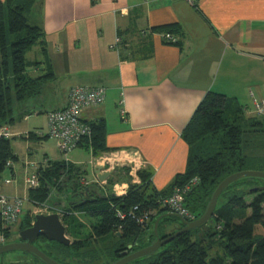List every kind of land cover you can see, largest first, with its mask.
Returning <instances> with one entry per match:
<instances>
[{
    "label": "crops",
    "instance_id": "crops-1",
    "mask_svg": "<svg viewBox=\"0 0 264 264\" xmlns=\"http://www.w3.org/2000/svg\"><path fill=\"white\" fill-rule=\"evenodd\" d=\"M192 1L36 0L26 17L44 34L46 58L40 65L53 76L38 96L14 105L15 115L24 116L6 127L18 157L11 175L28 163L62 161L45 153L34 161L45 141L21 137L28 132L46 135V114L64 108L67 92L75 86L106 89L104 102L81 116L86 123L104 120L108 153L128 157L120 158L116 168L80 148L88 159L69 162L85 167L92 176H85L88 184L96 182L95 163L111 171L107 180L120 181L112 187L116 193L120 189L117 195L127 191L120 170L129 168L126 161L134 154L152 172L157 190L184 171L188 146L181 133L207 92L234 99L252 114L253 103L264 100V0ZM168 24L181 27V46L164 42ZM33 48L27 61L40 63L41 46ZM40 65L29 68L28 75H43ZM40 115L46 122L35 123ZM130 181L139 183L136 173Z\"/></svg>",
    "mask_w": 264,
    "mask_h": 264
},
{
    "label": "trees",
    "instance_id": "trees-1",
    "mask_svg": "<svg viewBox=\"0 0 264 264\" xmlns=\"http://www.w3.org/2000/svg\"><path fill=\"white\" fill-rule=\"evenodd\" d=\"M35 2L0 0V131L23 118L22 113L18 117L14 116V105L38 96L42 84L53 76L49 68L43 69L46 72L37 77L27 73V67L45 64L26 61L25 54L32 47L40 45L42 56L46 58L44 34L41 28L29 24L26 17V12ZM163 28L164 42L181 46V40H178V37L183 36L181 27L168 24ZM166 35L171 39H166ZM88 124L91 133L80 141L78 148L90 151L93 157L108 152L104 120ZM248 133H264V120L244 118L243 108L234 99L209 91L181 133L182 140L188 146L185 169L175 175L165 189L157 190L153 186L152 172L148 169L137 171L139 183H131L129 168L122 167L120 172L125 174L128 188L125 194L116 195L112 187L120 182L117 179L116 182L107 180L104 187L96 182L84 186L81 180L85 179L87 171L83 165L67 160H48L45 164H37L38 186L29 189V199L33 204L40 205L49 201L53 191L56 195L70 191L69 201L65 205L60 202L53 204H57V208L63 212V225L71 244L66 247L53 243L54 249L64 259L83 263L86 258L95 257L91 252H82L89 245L88 242L112 234L117 241L111 249H107V254L113 258L108 264H113L122 257L121 254L133 253L155 241L153 226L158 217H162L157 227L160 239L181 229L183 224L180 220L191 222L162 205V201L175 189L189 186L187 194H184V208L193 217L192 221L201 217L217 185L226 177L243 171L253 159L248 150L251 141L243 138ZM37 135L28 132L21 138L35 139L37 142L51 139L47 133L40 137ZM12 139L0 135V179L6 170H11L7 163L18 160L12 149ZM215 144L219 146L217 150L213 149ZM193 180L196 182L191 183ZM256 187L259 188L257 192H249ZM251 195L254 197L247 203L245 198ZM84 196L89 197L88 201L79 203V199ZM263 205L264 181H238L219 196L214 215L209 221L215 222V231L206 235L208 240H194L192 234L197 228L179 235L153 254L127 264H264ZM81 214H87L94 220L90 223L88 234L83 232L86 225L76 217ZM145 215L148 220L140 223L139 219ZM31 221L32 216L25 225ZM163 224H173L175 227L159 234L158 230ZM0 233L4 236L10 234L8 228L3 229L1 218ZM215 236L221 253L210 256Z\"/></svg>",
    "mask_w": 264,
    "mask_h": 264
},
{
    "label": "rangeland",
    "instance_id": "rangeland-1",
    "mask_svg": "<svg viewBox=\"0 0 264 264\" xmlns=\"http://www.w3.org/2000/svg\"><path fill=\"white\" fill-rule=\"evenodd\" d=\"M30 22V21H29ZM30 24V23H29ZM33 48V47H32ZM31 48V49H32ZM35 49V48H33ZM34 51V50H33ZM28 54H25V57ZM30 60V58H29ZM27 61V58H26ZM40 63L44 62V58L43 56L40 55L39 59L37 60ZM40 65V64H39ZM41 68H43V65H40ZM32 68L27 67V69ZM44 69V68H43ZM40 72V70H39ZM43 74L45 73V71H41ZM68 93V92H67ZM253 111V108H252ZM251 111L252 114H249L248 111L246 112V110H244V118H254V120H256V117L253 112ZM14 116L18 117V115H15L14 112ZM259 119V118H258ZM35 121V123H44L45 117L42 115L38 116L37 120H33ZM244 124V123H242ZM250 129V128H249ZM5 130L8 132V130L5 127ZM243 138H247L250 139L251 143H250V147L248 148L249 150V154L251 155V157L253 159H250L249 163L245 166V169L243 171H257V172H262L264 173V133L262 134H246L243 136ZM211 143L213 142V140H210ZM45 143V144H44ZM41 146V148H39L38 150V154L34 156V161H37L38 158L41 157L42 154H47L51 159H58V160H67V161H82L84 162L85 160L88 159L89 155L86 152H83L82 150H80V148H75L74 150H72L73 152H69L67 154L62 153L56 145L55 140L53 139H48L44 142ZM207 144V142H206ZM205 144V145H206ZM12 147L15 148L14 145V141L12 142ZM205 147V146H204ZM203 147V149H204ZM219 146H217V144L214 145L213 149L217 150ZM210 148V147H209ZM211 150V148L209 149ZM124 156H127V154L119 152V154H115L114 156H112V153H108V152H103L101 154H99L98 156L94 157L95 160H100L103 161L107 164H110L116 168H120V165L117 163L118 160ZM128 157V156H127ZM35 165L38 164V162H32ZM143 163V164H142ZM146 163L142 160L141 162V168L140 169H144L146 166ZM16 167H18L16 165ZM125 167V166H123ZM34 168L28 166L25 169L22 167V172L20 170L17 171V175L12 176L11 175V170H6L3 174L2 177L0 179V186L4 187V194L2 193L3 196L5 197H13V198H21L23 200V211L22 214L19 217L18 220V224H19V228H23L25 226V223L27 220H30L31 216L36 215V214H52L53 213V208H57V204H53V203H59L61 205H65L66 202H68L69 198H70V191H67L66 193H63L61 195H56L55 192L53 191L51 193L50 199L47 203H42L40 205H34L30 202V197L28 195L29 189L26 183V180L31 176V174L34 172L33 170ZM122 169V168H121ZM137 170V171H139ZM136 171V173H137ZM9 175H11L9 177ZM137 175V174H136ZM86 178V177H85ZM87 180H91L92 176L91 174L88 173L87 175ZM166 188V187H165ZM119 191V190H117ZM8 193V194H6ZM252 197L254 196H247L245 198V201L248 203L251 201ZM220 205V203L218 202V206ZM263 209H264V205H263ZM249 214V213H248ZM77 219H79V221L81 223H83L84 225H86L85 230L83 231L84 233L88 234L89 230H90V223H93L94 220L93 218H91L89 215L87 214H81L76 216ZM62 223L64 222V217H62ZM173 224L176 225V223L173 222ZM173 224H171L170 226L168 224L166 225H162V227L158 230L159 234H162L163 232L167 233L168 230H170V227H175ZM173 225V226H172ZM14 228V227H13ZM11 229L12 233H16L17 229ZM215 231V222L212 221L211 223L202 226L200 228H198L196 231H193V238L194 240H200V239H205L208 240V237L206 236L209 232L213 233ZM10 239V240H14L15 236H5L4 239L2 240V242H0V245L3 244H7V243H17L16 241H5L6 239ZM213 239L215 241L212 242L213 244V248L210 250V256H214L215 254H220L221 253V249L218 245V241H217V236L213 237ZM117 239L112 235H107L105 238L101 239V240H97V239H91V241H89V245H87L86 247H84V250L82 252H91L94 254L95 257H93L92 259H90L89 257L86 258V262L83 261V263L81 264H108L110 263L113 258L111 256H109L107 254V249H111L115 243H116ZM0 260L2 261L3 264L6 263H16V262H24L23 264H25L26 261L24 260H28L29 255L25 252H21V251H13V252H9V253H5L3 255H1ZM27 263V262H26ZM79 263V262H78ZM113 263V262H112Z\"/></svg>",
    "mask_w": 264,
    "mask_h": 264
},
{
    "label": "built area",
    "instance_id": "built-area-1",
    "mask_svg": "<svg viewBox=\"0 0 264 264\" xmlns=\"http://www.w3.org/2000/svg\"><path fill=\"white\" fill-rule=\"evenodd\" d=\"M186 1L193 5L192 0ZM165 37L166 39H171L169 35ZM105 98L106 89L104 87L75 86L69 89L67 93V104L64 108L50 111L46 114L47 134L51 139L55 140L57 148L62 153H69L79 146L81 140L85 137H89L91 133L90 126L83 121L81 114L85 109L101 105ZM252 108L253 114L259 119L264 120V100L253 103ZM121 116H124L123 111H121ZM0 135L3 137H10V134L5 128L0 131ZM98 162L101 163L102 161L99 160ZM126 162L129 167V176L133 178L136 171L142 167V160L138 155L134 154V157L129 158ZM11 165V162L7 163L8 168H10ZM28 165L34 168V172L26 180V183L28 189H33L38 186V176L36 174L37 164L28 163ZM101 167L103 169V166ZM193 182L195 183L196 180H193L191 183ZM81 184L84 186L89 185L84 179L81 180ZM188 190L189 186H185V188L182 189H175L170 196L162 201V205L168 207L178 216L192 221L193 217L184 208V194L186 195ZM114 193L117 195L115 189ZM22 209L23 200L21 198L5 197L0 194V218L3 229L8 228L9 231H11L18 223L19 217L23 211ZM53 209V213L58 214L60 219H62L63 212L58 208ZM120 217L122 218L121 215ZM147 220V215H145L143 218L139 219V222L142 223L144 221L145 223ZM4 237L5 236L0 233V242H2Z\"/></svg>",
    "mask_w": 264,
    "mask_h": 264
},
{
    "label": "water",
    "instance_id": "water-1",
    "mask_svg": "<svg viewBox=\"0 0 264 264\" xmlns=\"http://www.w3.org/2000/svg\"><path fill=\"white\" fill-rule=\"evenodd\" d=\"M92 174L94 175L97 184H104L110 177L112 172L103 171L102 167L95 163L92 167ZM245 179H255L264 181V173L257 171H241L226 177L217 185V187L213 191L203 215L191 222L180 220L183 224V227L164 239H160L157 234V227L160 219L162 218L158 217L155 220L153 226L155 241L148 247H145L133 253L121 254L122 257L113 264H127L132 261L146 257L148 255H151L156 252L160 247L170 242L174 238L178 237L179 235L206 225L207 223H209V221L214 215L215 206L221 193L232 184ZM258 189L259 188L257 187L251 188L249 192L254 193L257 192ZM20 236L22 240L27 241H23L22 243L17 242L0 245V256L13 251H21L34 256L43 264H58L54 260L50 259L43 252L35 248L32 244L34 242L33 240H35L38 236H42L49 242H56L66 247L71 244V241L66 233V227L63 225L59 215L55 213L33 215L31 226L28 229L21 231Z\"/></svg>",
    "mask_w": 264,
    "mask_h": 264
},
{
    "label": "flooded vegetation",
    "instance_id": "flooded-vegetation-1",
    "mask_svg": "<svg viewBox=\"0 0 264 264\" xmlns=\"http://www.w3.org/2000/svg\"><path fill=\"white\" fill-rule=\"evenodd\" d=\"M89 197L88 196H84L81 197L79 199V203L81 204H85L88 201ZM32 221L30 222L29 225H25L23 228H19V224L17 223L14 228L17 229L16 233H12V231H10V236H15L14 240H10V239H6L5 241H16V242H23V241H27V240H22L20 233L21 231L28 229L31 226ZM13 228V229H14ZM34 242L32 243L33 246L35 248H37L38 250H40L41 252H43L45 255H47L50 259L54 260L55 262H57L58 264H77L76 260L72 259V260H68V259H64L63 257H61L60 254L57 253V250L54 249L55 245L53 243L56 242H49L48 240H46L44 237L42 236H38L35 240H33ZM59 244V243H58ZM28 254V253H27ZM29 255L28 260H24L26 261L25 264H43L41 263L37 258H35L34 256ZM2 258V257H0ZM2 263V261L0 260V264ZM24 262L21 261L20 262H16V263H6V264H23ZM3 264V263H2ZM78 264H81V262H79Z\"/></svg>",
    "mask_w": 264,
    "mask_h": 264
},
{
    "label": "bare ground",
    "instance_id": "bare-ground-1",
    "mask_svg": "<svg viewBox=\"0 0 264 264\" xmlns=\"http://www.w3.org/2000/svg\"><path fill=\"white\" fill-rule=\"evenodd\" d=\"M117 190H119V191H117V193L119 194L121 191H120V189L118 188Z\"/></svg>",
    "mask_w": 264,
    "mask_h": 264
}]
</instances>
